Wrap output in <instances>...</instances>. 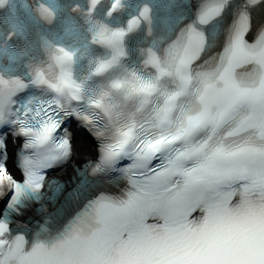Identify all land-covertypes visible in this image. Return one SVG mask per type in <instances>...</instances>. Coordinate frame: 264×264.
<instances>
[{
    "label": "snow or ice",
    "instance_id": "snow-or-ice-1",
    "mask_svg": "<svg viewBox=\"0 0 264 264\" xmlns=\"http://www.w3.org/2000/svg\"><path fill=\"white\" fill-rule=\"evenodd\" d=\"M98 5L0 29V264H264V0Z\"/></svg>",
    "mask_w": 264,
    "mask_h": 264
},
{
    "label": "bare ground",
    "instance_id": "bare-ground-1",
    "mask_svg": "<svg viewBox=\"0 0 264 264\" xmlns=\"http://www.w3.org/2000/svg\"><path fill=\"white\" fill-rule=\"evenodd\" d=\"M79 150H83V149L81 148V149H79Z\"/></svg>",
    "mask_w": 264,
    "mask_h": 264
}]
</instances>
